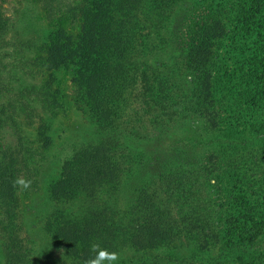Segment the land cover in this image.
<instances>
[{
  "label": "trees",
  "instance_id": "obj_1",
  "mask_svg": "<svg viewBox=\"0 0 264 264\" xmlns=\"http://www.w3.org/2000/svg\"><path fill=\"white\" fill-rule=\"evenodd\" d=\"M69 12L73 31L58 19L43 43L14 45L47 64L40 87H21L16 66L7 81L0 63V138H15L14 151L0 144V264H83L93 243L120 253L115 264H264V0H81ZM59 73L90 136L54 152L66 153L41 223L53 255L23 235L18 194L37 171L12 102L62 109ZM192 123L201 139L154 172L131 146Z\"/></svg>",
  "mask_w": 264,
  "mask_h": 264
},
{
  "label": "rangeland",
  "instance_id": "obj_2",
  "mask_svg": "<svg viewBox=\"0 0 264 264\" xmlns=\"http://www.w3.org/2000/svg\"><path fill=\"white\" fill-rule=\"evenodd\" d=\"M80 1L41 0L36 4L32 1L0 0V15L9 19L8 28L5 35L2 36L4 37V46H0V63L3 66L2 75L7 76V81L9 71H11L10 67L14 66L23 70L22 72L17 70L14 74V76L22 79L21 87L33 86L38 88L44 83L46 78L48 79L47 72L43 71L47 69V64L44 60L39 59L31 49L16 48L14 45L24 44L27 39L34 40L33 42L35 43L44 42L47 34L53 30L54 23L58 19L60 21L68 19L70 24H67L66 27L70 29L69 32L73 31L75 23L69 17L71 15L69 9L76 6ZM38 55L40 54L38 53ZM23 59L26 60V63ZM36 61H39V63ZM32 64L34 66L29 72L27 65ZM52 82L50 89L57 93V101L62 104V109H58L56 106H45L36 99L31 100L33 97L28 99L21 98L12 102L13 105H20L23 109L22 112H19L16 107L13 108L17 115L16 119L19 123V129L22 135L25 136L26 143L33 147V150L35 149L31 153V157L32 163H36L37 171L35 188L27 192L20 191L18 194L24 229L23 235L30 240L31 245H34L36 249H42V252L51 250V253H53L52 247L46 240L47 237L41 227V223L50 207L47 198L49 183L57 176L58 167L62 157H64V153H66L62 152L60 153L62 157L54 158V152L56 147L58 152L60 151L59 148L65 147L69 142L79 139L81 136L86 138L90 136L82 115L74 111V108H71L70 97L73 84L71 75L59 73L57 81ZM12 85L16 86L13 83ZM45 126L48 129L46 134L47 136L49 135L52 144L46 153L41 154L40 158L38 156L40 149L37 147L41 145L38 143L40 140L37 134L40 128ZM196 131V124H187L184 127L181 126L167 133L157 135L149 141L131 143V146L135 150L144 153L148 158L149 170L154 172L160 164L171 160L169 153L171 148L177 146L181 150L187 141H191L193 138L201 139ZM10 132V127L3 130L1 134L3 139L0 138V144L4 143L5 146L10 147L14 151L15 138L10 136ZM187 152V157L190 158L193 155L192 151L189 150ZM174 160L177 164H180L179 159L174 158Z\"/></svg>",
  "mask_w": 264,
  "mask_h": 264
},
{
  "label": "clouds",
  "instance_id": "obj_3",
  "mask_svg": "<svg viewBox=\"0 0 264 264\" xmlns=\"http://www.w3.org/2000/svg\"><path fill=\"white\" fill-rule=\"evenodd\" d=\"M14 183L27 189L31 181L17 179ZM90 251L95 253V255L85 259L83 264H115L121 258L120 253L109 251L107 248L101 247L99 243L91 244Z\"/></svg>",
  "mask_w": 264,
  "mask_h": 264
}]
</instances>
